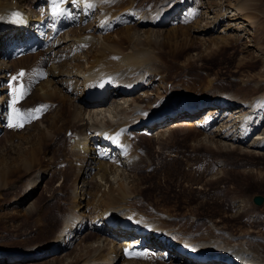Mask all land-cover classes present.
I'll list each match as a JSON object with an SVG mask.
<instances>
[{"label":"bare ground","instance_id":"6f19581e","mask_svg":"<svg viewBox=\"0 0 264 264\" xmlns=\"http://www.w3.org/2000/svg\"><path fill=\"white\" fill-rule=\"evenodd\" d=\"M249 1L243 0L242 3L231 8L229 12L227 11L228 17H235V20H238L239 18L237 19L236 16L244 15L243 18L248 21L247 27L255 26L250 13H248ZM83 2L86 4H82ZM190 2L193 5L192 0H177V2L161 8L162 10L148 12L144 16L143 12H138L135 8L137 0H75L74 3L72 0H66L63 4L65 14L53 19V17L47 15V4L41 0H0V15L2 14L0 24L5 23L8 12L14 7L29 14L28 21L30 23H32L31 17L46 19L42 24L37 26V30L38 32L43 31L45 38L44 46L48 47V51L50 50V58L47 61L49 63L47 77L49 78L45 80L46 77L42 81H39L40 79L33 72V64H31L32 71L29 74L30 78L34 80L36 88H29V90L34 92L28 102L30 103L29 105H33L34 103H51L54 105V108H51L49 112L53 111L51 116L46 115L47 117H43V120H41L43 123L47 119L46 125L43 128L36 129L38 127L33 125L27 128L26 134L22 136L17 131H14V129L12 132L11 129L13 127L9 125L10 123L19 124V121L23 120L22 126L16 127L17 130H22L24 123L28 122L25 119V114L28 112L26 111L21 119L16 117V105H13L10 112H8L7 99L0 87V130L5 128L2 118H6L8 120L6 126L9 131L8 136L13 133L12 136L14 135V137L12 138L16 140L13 141L11 139L8 141L9 137L7 136L9 146L5 150L4 148H0V196L3 194V190L12 186L15 178L20 173L31 174V172L38 170L37 168L39 167L41 168L39 169L40 173L37 175L38 180L29 182L31 185H28V189L19 198L18 202H23L27 197L33 196L37 192L39 195H42V188L35 190V185L46 173L47 175L43 178H47L50 181L53 180L52 166L56 165L54 166L56 169L59 166V161L63 160L58 155L63 156L61 157L64 158L63 164L66 166L65 168H74L72 171L74 170L73 172L75 173L73 175L72 196L69 204L65 206L66 210L62 213L64 215L61 214L63 218L59 225L60 229L58 228L59 230L56 234L38 248L35 246L20 251L0 249L1 264L33 263L47 255H56L63 251L66 252L64 254L66 259L61 261L62 264H111L113 255L117 253V248L121 249L122 246L127 245L124 242L120 247H116L112 244V240L115 239L125 241L135 240L133 243L136 245V248H133L132 251L133 253L138 252L142 254L137 261H132L129 253H125L123 254V262L120 264H152L149 260H145L144 257L149 259L155 257L164 261L165 264H185L187 262L195 264L188 256V249L191 247L203 251L205 246H210L215 255L219 256V260L223 257L231 258L230 260L235 264H264L263 240L259 242L254 240L252 236L247 235L238 242H236L237 240H234L235 242L230 241L231 239L229 242L225 236L231 238L230 235L227 236L224 233H219L216 231L217 228L212 227V223L210 224L211 226H206L201 231H198L199 226H201L200 224L197 230H194V226L187 228L184 226V223H181L182 221L179 222L168 213L156 211L150 205H146V207L139 206L137 205V201L134 200L136 193H138L136 186L138 185L139 178L135 175L131 178L130 174L138 170L139 167L142 169L143 162H148V160H146V155H142V148L138 142H129L130 134L127 133V129H134L136 126L142 125L147 130L148 122L153 120L159 121L161 119V123H164L169 118L167 115L164 117L163 113L167 112L170 108V111L184 113L185 105L192 106L195 110L199 111L192 114H183L190 120V123L184 122V125L179 127V123L175 121L170 124L171 129L169 128L168 132L159 131L156 133L157 135L155 134L156 136L153 138L156 141L163 139L166 135L169 138L173 137L180 132H183L184 136H188L190 134L188 132L195 130L197 133L203 135V141L208 144L206 146H214L216 153H229L232 155L237 154L244 158L250 156V158L258 157L264 159V84L251 83V87L257 89L260 93L256 92L253 96L246 98L238 95H223L217 100L206 98L205 95L208 94V90L212 89L211 81L206 82L207 85L202 83L201 91L195 92L194 95L192 92H188V90L167 88L166 83H164L165 86L161 84L162 86L157 87L158 89L155 91L157 95L162 96L159 100H153L154 96L151 98L138 96L137 94L128 95L130 92H135L136 90H140L143 92L142 94H148V91L152 89V79H156L158 76V80L160 81L163 67L165 68L166 66L161 58L163 49L176 40L177 29H184L183 27L176 28V20L172 19V16L177 11H185V8L189 6L187 4ZM178 4V7L171 8ZM34 6H37L35 7L36 11L43 12L44 16L34 11ZM195 8H197L196 3ZM141 9L139 8V11ZM92 10L95 12V27L92 29L90 27H82L81 24L86 22V16ZM145 10L146 8L142 9V11ZM224 15L225 13L217 19L218 23L227 18ZM105 20H108L107 23H104ZM72 23L78 25L76 28L79 30L71 29L69 33L74 37V40L72 39L74 50L72 53L74 57L72 64H68L62 58L65 56L61 55L62 50H60L61 53L59 51L54 52V48L58 46L60 40H53L55 36L53 25L59 24L60 33L63 28L65 29ZM238 24L242 28H246L245 25L237 23L234 24L236 29L240 28ZM232 25L230 27H233ZM166 26H168L167 31H165L167 35H160L159 31ZM148 27H151L152 30L156 29L159 34L155 33L156 31L154 33L149 31V29H146ZM116 28L118 30L114 34L117 37H113L114 35L112 36L110 31ZM187 28H190L189 25ZM204 28L207 27L204 26ZM204 30L215 32L214 27L210 26ZM101 31H104V33L96 37L97 33ZM137 32H142L144 35L143 41L137 38ZM24 33L21 36L22 38H15L11 44L12 47L18 46L17 48L23 46V50L26 52L25 57L27 56V58L13 62L14 66L11 67L14 69L22 67L23 63L34 58V56H30L26 47L27 42L30 41L29 34L27 32ZM81 43H83L82 48L85 51H79ZM131 44H133L132 49L128 51L126 45ZM4 50L3 55L5 58L19 52L9 47H6ZM81 55L86 63H83L80 58ZM15 65L19 67H15ZM8 70L7 65L4 62H0V74H4ZM107 75H112V89L115 88L116 92L112 91L111 94L110 91H104L107 99L106 103L104 101L98 103L87 101L86 97L91 92L96 80ZM88 81L91 82L90 85L83 87ZM169 83L171 84L172 82ZM0 86H2L1 80ZM150 87L151 89H149ZM259 87H263V90L260 91ZM15 93L19 98L26 94V89L24 88L20 91L15 89ZM119 101H123L124 104L121 105ZM107 105H109L108 107H113V110H115L114 115L110 120L105 115H103V119H99L101 112L104 111L103 109ZM202 106H206L202 111H205L206 108L209 110L205 112V117L200 118L198 116H200V108ZM65 108L68 109L70 114L66 115L70 117L67 119V122H65L66 116L63 118V114L61 115L62 110ZM86 115L91 117L92 124L86 121ZM64 123L66 132L61 128L64 127ZM70 131L72 135L74 134L72 139L68 140L66 138L63 146L54 147L56 144L53 142L51 135L56 133L61 136V140L62 136L66 137V133ZM134 131L132 130L133 133ZM95 138L98 140L96 143L93 141ZM43 140L48 141V143ZM49 146L52 149L57 147L59 149L53 152L50 149L49 154V151L46 153L49 150ZM13 149H15V152ZM114 153H118V155L112 164L117 169L123 170V173L120 174L121 180L116 183V187L109 183L107 177V166H109V170H113V166L108 163L112 161L111 157ZM39 154L43 157L40 158ZM52 154L53 157L50 158ZM48 155L50 157L45 162L44 159ZM98 156H105L108 162L97 163L95 171L91 172L90 159L94 160ZM56 158L58 161L53 163ZM77 164H80V166H77ZM31 165L35 166L32 171ZM239 166L242 169L240 173L243 174L242 180L244 182L252 184L256 180L258 182L264 181V165L245 162ZM77 167L79 168L78 170H76ZM146 168H149V165ZM128 170L131 172L125 175L124 172ZM56 171L58 172L57 169ZM153 172H155V169ZM59 176H63V174ZM217 176L224 179L227 177L224 169L218 165ZM97 180L103 182V186L97 183ZM127 180L131 183L130 187L125 185ZM250 187L251 185L246 188ZM102 188L106 190L100 192ZM57 192L59 191L57 190ZM57 192L56 190L53 191L49 201L59 202L53 201ZM239 193L241 194V192ZM83 200H86L85 210L82 204ZM32 203L29 206L31 210L34 207ZM57 204L58 207L61 206V203ZM57 204L55 205L57 206ZM47 207L45 210L42 209L37 215L40 226H43L48 218L42 219V215H45V213L48 215L51 212ZM30 213L31 211H29ZM27 215L25 213V216ZM88 223L99 227L103 224L107 225V230L113 235V238L110 240L93 233H87L78 239L79 242L77 243L76 236L80 229ZM74 230L75 234H73ZM72 235L75 238L74 243L76 242L77 245L70 248V237ZM55 258L57 259V257ZM69 260L71 261L68 262Z\"/></svg>","mask_w":264,"mask_h":264},{"label":"rangeland","instance_id":"374dc122","mask_svg":"<svg viewBox=\"0 0 264 264\" xmlns=\"http://www.w3.org/2000/svg\"><path fill=\"white\" fill-rule=\"evenodd\" d=\"M192 1L193 5L192 2L188 3L187 5L189 6L185 8V11L173 12L172 19L174 18L176 20V28L183 27L184 29H177L176 40L163 49L161 58L166 66L164 65L165 68L163 67L162 80L160 79L161 83L157 76L156 79H152V89L151 87L149 88L151 90L148 91V94H142L143 92L140 91V94L137 95L151 98L154 96L155 98H153V100H159L162 96L157 95L155 91H157V87L162 86L161 84L165 86L164 83H166L167 88L172 87L176 90H188V92H192L194 95L195 92H200L203 84L207 85L206 82L208 81H211L212 84V89L208 90V94L205 95L206 98L209 99L217 100L223 95H238L246 98L259 92L257 89L251 87V83L264 84V0H250L248 2V13H250V17L254 21V28L249 25V27H247L246 24H248V21L243 18L244 15L236 16L237 19L239 18L238 20H235V17H228L229 15H227L231 8L242 3L243 0ZM175 2H177V0H137L135 8L138 12H143L145 16L148 12L162 10L161 8ZM195 3L197 4V8H195ZM178 6L179 4L171 8H176ZM139 8H146V10L142 11L141 9L139 11ZM224 13L226 15H224V17L227 18L221 20V23H218L217 19L222 17ZM178 21H180V23H178ZM193 23L195 24L190 26ZM237 23L245 25L246 28L244 29L238 24L240 28L236 29L234 24ZM230 24H233V27H230ZM188 25L190 27L189 29L187 28ZM204 26L207 28L209 26L214 27L215 32L204 30L207 29L204 28ZM146 29H149V31L153 33L156 31V29L152 30L151 27ZM157 29L160 30L161 28ZM167 29L168 26L158 31L160 35H167V32L165 33ZM200 29L202 30L197 31ZM116 30H118V28L110 31V34L112 36L114 35L113 37H117L116 34H114ZM159 32L156 31L155 33L159 34ZM69 33L64 37H61V32L57 34L58 37L54 36L53 40H60L58 46L54 48V52L59 51V53H61L60 50H62L61 55H65L62 58H64L68 64H72L74 56L72 57L69 54L74 51L72 43L74 37ZM137 34V38L143 41L144 35L142 32H137ZM68 41L69 43H67ZM132 46L133 44L126 45L127 50L130 51ZM45 47L47 50L48 47ZM69 49L72 51L70 50V52ZM4 51L5 50H3V52ZM81 53L83 54V52ZM49 55L50 54L47 55L48 59L50 58ZM80 58L83 63H86L82 55ZM11 66L14 65L12 64ZM17 66L15 65V67ZM169 82L172 83L170 84ZM259 88L260 91L263 90V87ZM31 98L32 95L30 99ZM119 103H121V105L124 104L123 101H119ZM28 104L30 103L28 102ZM57 106H59V104H57ZM108 106L109 105L103 109L104 111H102L103 113L101 112L99 119H103V115L109 118V120L112 118L115 110H113L112 106ZM207 110L209 109L206 108L205 112ZM51 113H53V111ZM51 113L47 115L51 116ZM67 114L70 115L68 109L65 108L62 110L61 115L63 118ZM68 118L70 117H65V122H67ZM25 119L28 120V117ZM85 119L90 124L93 123L91 117L86 115ZM46 121L47 119L44 120L43 123L39 121L34 124L35 127H38L36 129L43 128V126L46 125ZM175 121L177 122L178 120ZM175 121L168 122L162 129L155 128L154 130L158 129L155 134L159 131L168 132L171 129L169 125ZM21 122L23 124V120L19 121V123ZM26 123H24V125ZM63 125L64 127L61 128L64 129L65 123ZM182 125H184V122L179 123V127ZM32 126L33 125H29L27 128ZM27 128L26 130L23 128L22 130H17L16 127H13L11 131L14 129V131H17L23 136L26 134ZM6 129L7 132L5 136L0 138V148H4V150L9 146L7 142L9 131L8 128ZM142 129H144V127ZM188 133H190L188 136H184V133L180 132L178 135H174L170 138L166 135L159 141L154 139L157 134L150 137V139H146V137L142 135H136L137 140L134 143L138 142L143 150H141L142 155H146V160H148V162L142 161V169L139 167L138 170L130 174L131 178L134 175L139 178L138 185L136 186L138 188V193H136V198L134 199L137 201V205L144 207L150 205L154 210L160 211L161 213H168L179 222L182 221L181 223H184V226L187 228L194 226V230H197L199 224L201 226H199L200 228H198V231L203 230L206 226L212 225L213 228H217L216 231L219 233H224L227 236L230 235L231 238L225 236L228 241L231 239L230 241L235 242L237 240L236 242H238L247 235L252 236L256 241H264V203L260 207L252 203V198L254 196H261L264 198V181L258 182V180H256L253 181L252 184L244 182L242 180L243 174L240 173L242 169L239 166L245 162L259 163L263 166L264 159L258 157L250 158V156L244 158L237 154L216 153L214 146H206L208 144L203 141L204 138L202 134L197 133L195 130ZM12 134L13 133L8 136L10 138H8V141L11 139L13 141L15 140V138H12L14 137ZM51 136L53 142L56 144L54 147L63 146V142L67 138V136H62L60 140L61 136L56 133ZM72 136H74V134ZM72 136L69 137L68 140L72 139ZM45 142L48 143V141ZM50 149L53 152L59 148L52 149V147L49 146V150H47L46 153L49 151L50 154ZM13 150L15 152V149ZM58 156L60 159L64 160L62 155ZM39 157L42 158L43 156L40 155ZM49 157L50 155H48L44 161L47 162ZM52 157L53 154L50 158ZM59 157L57 158L59 159ZM57 158L53 163L58 161ZM63 160H60L59 166L56 167L58 172L54 167L56 165L52 166L54 176H52V181L43 178L47 175L46 173L36 183L35 190L42 188V195H39L37 192L33 196L27 197V199L25 198L26 200L23 202H18L20 200L19 198L28 189V185H31L29 182L38 180L37 175L40 173L39 169L41 168L39 166V168H37L38 170H36L37 173L36 171L31 172V174L20 173L15 178L12 186L3 190L4 195L2 194L0 196V249L20 251L35 246L38 248L49 241L60 229L59 225L63 218L62 215H64L62 213L66 210L65 206L69 204L72 196L73 175H75L73 172L74 170L72 171L74 168H65L66 166L63 164ZM147 165H149V168H146ZM217 165L224 169L227 176L226 179L217 176ZM31 167L32 171L35 166L31 165ZM78 169L77 167L76 170ZM112 169L113 170H109V166H107V177L109 183L116 187V183L121 180L120 174L123 173V170L117 169V167H113ZM154 169L155 172H153ZM130 172L131 171L128 170L124 172V174L128 175ZM60 174H63V176H59ZM97 183L103 186V182H100V180H97ZM128 183L129 180L126 181L125 185L130 187L131 183ZM245 185H251V187L246 188L247 186ZM243 187L245 188L242 190ZM55 190L59 192H57L53 201L59 202L49 201L50 196ZM103 190L106 189L102 188L100 192H103ZM239 192H241V194ZM31 201L34 202L32 203ZM31 203L32 206H34L32 210L29 209ZM57 203H61V206L58 207ZM55 204H57V206ZM82 204L85 210L86 200H83ZM46 207L49 208L51 212L47 215L44 211L45 215H42V219L45 217L49 219L47 218L43 226H40L37 215L42 209L45 210ZM29 211H31L30 214ZM25 213L28 215L25 216ZM82 236L79 237V239L82 238ZM77 243H73L74 245H71V247L76 246ZM65 253L64 251L57 255H47L33 263L28 262V264H62L61 261L66 259L64 256ZM54 256L57 257V259ZM70 261L71 260L68 262Z\"/></svg>","mask_w":264,"mask_h":264},{"label":"snow or ice","instance_id":"6c2138e0","mask_svg":"<svg viewBox=\"0 0 264 264\" xmlns=\"http://www.w3.org/2000/svg\"><path fill=\"white\" fill-rule=\"evenodd\" d=\"M72 2L74 3L75 0H72ZM14 16H15L17 19H19V14H14ZM20 75L23 76V72H21ZM13 79H15V77H14ZM17 91H18V90H17ZM15 102H16V101L14 100L13 103L15 104ZM36 111H39V110L37 109ZM20 115H21V114H20L19 112L16 113V117H17V118H19ZM9 126H10V127H20V126H22V122L19 123V124L10 123Z\"/></svg>","mask_w":264,"mask_h":264},{"label":"water","instance_id":"95a60500","mask_svg":"<svg viewBox=\"0 0 264 264\" xmlns=\"http://www.w3.org/2000/svg\"><path fill=\"white\" fill-rule=\"evenodd\" d=\"M252 203H253L255 206H257V207H260V206H262L263 203H264V198L261 197V196H254V197L252 198Z\"/></svg>","mask_w":264,"mask_h":264}]
</instances>
